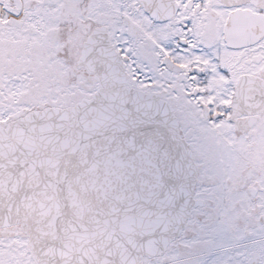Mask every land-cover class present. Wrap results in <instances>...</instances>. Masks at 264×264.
Masks as SVG:
<instances>
[{"label": "snow or ice", "instance_id": "1", "mask_svg": "<svg viewBox=\"0 0 264 264\" xmlns=\"http://www.w3.org/2000/svg\"><path fill=\"white\" fill-rule=\"evenodd\" d=\"M0 264H264V0H0Z\"/></svg>", "mask_w": 264, "mask_h": 264}]
</instances>
